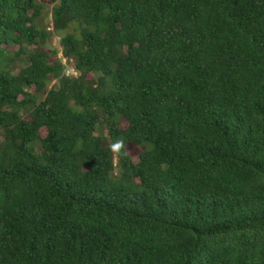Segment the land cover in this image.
Segmentation results:
<instances>
[{"label":"trees","instance_id":"1","mask_svg":"<svg viewBox=\"0 0 264 264\" xmlns=\"http://www.w3.org/2000/svg\"><path fill=\"white\" fill-rule=\"evenodd\" d=\"M0 264H264V0H0Z\"/></svg>","mask_w":264,"mask_h":264},{"label":"rangeland","instance_id":"2","mask_svg":"<svg viewBox=\"0 0 264 264\" xmlns=\"http://www.w3.org/2000/svg\"><path fill=\"white\" fill-rule=\"evenodd\" d=\"M46 9H45V14L47 15V18L49 20L50 18V10H51V5L50 4H46ZM48 28L49 30H52V23L51 20L48 21ZM62 32H58V31H51V34L49 35V42H48V46L49 49H56L57 53H56V57L57 58H61L62 54H61V47H60V42L59 39L62 36ZM11 48H17L16 45H10ZM62 61L64 62V64L66 65L65 69H64V74L69 75V76H75L76 75V71L73 69L74 67L72 66V64H69L65 59H62ZM53 82H51L49 84V86L52 84ZM30 91L33 90V88L29 89ZM41 135L44 136L46 133V130L44 128L41 129L40 131ZM136 160V158H135ZM115 162H116V158H115Z\"/></svg>","mask_w":264,"mask_h":264},{"label":"built area","instance_id":"3","mask_svg":"<svg viewBox=\"0 0 264 264\" xmlns=\"http://www.w3.org/2000/svg\"><path fill=\"white\" fill-rule=\"evenodd\" d=\"M73 69H74V68H73ZM74 70H75V69H74ZM75 71H76V70H75ZM76 75H77V72H76ZM76 75H75V76H76Z\"/></svg>","mask_w":264,"mask_h":264},{"label":"clouds","instance_id":"4","mask_svg":"<svg viewBox=\"0 0 264 264\" xmlns=\"http://www.w3.org/2000/svg\"><path fill=\"white\" fill-rule=\"evenodd\" d=\"M117 147H118V145H117Z\"/></svg>","mask_w":264,"mask_h":264}]
</instances>
